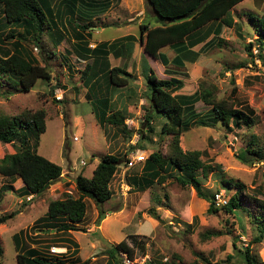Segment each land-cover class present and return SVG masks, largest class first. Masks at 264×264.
<instances>
[{
  "label": "rangeland",
  "instance_id": "1",
  "mask_svg": "<svg viewBox=\"0 0 264 264\" xmlns=\"http://www.w3.org/2000/svg\"><path fill=\"white\" fill-rule=\"evenodd\" d=\"M58 1L55 0V3ZM118 3L107 0L109 10L101 14V22L107 16L108 23L114 27L105 30V36L121 35L126 30L123 25L130 24L131 30L128 32H133L137 38L139 23L155 24L146 0H136L130 12L128 9H116ZM230 15L233 24L231 27H221L219 38L222 41L217 44L215 37L212 44H205L194 63H186L184 68L172 65L159 68L162 66L159 60L153 61L151 57L143 55V65L152 67L158 79L169 76L164 69L174 70L173 74L182 78L183 86L173 94L190 95L203 85L211 88L218 99H225L232 108L246 112L251 109L252 113L247 114L251 118L249 124L226 126L220 121L214 123L215 120L209 115L211 106L199 100L194 103L192 111L198 113L203 125L193 126L183 133L179 145L184 151H200L201 159L213 166L207 178L197 173L206 195H214V202L216 195L227 202L237 190L235 183L239 182L244 185L242 205L256 213L250 198L264 199V160L244 163L241 158L245 156L244 151L250 143L264 152V63L257 58L259 50L264 56V31L259 27V19L264 17V0H244L232 7ZM117 26L122 27L118 29ZM12 27L5 22L0 6V39L10 33ZM62 29L65 39L56 47L51 45L44 33V40L39 45L29 36L22 39L29 53L41 65L49 68L52 75L50 82L44 83L39 79L29 91L24 92L0 79V116L19 115L24 118L25 113L44 111L45 131L39 134L37 153L62 169L61 176L38 195L23 194L21 179L11 181L0 175V186L12 183L14 187L0 197V215L14 213L10 221L0 224V242L4 251L0 264H15L11 236L19 229L17 226L14 230H7L11 229L13 222L27 226L29 220L43 218L48 203L64 198L67 192L76 198V176L81 174L90 178L105 154H113L122 162L109 182L111 198L102 205L104 217L97 221L98 211L94 202L85 198V215L82 221L73 224L75 229L59 232L52 227L55 224L47 221L35 223L36 219L26 230L29 234L25 249L32 245L40 255L58 264H106L111 259L107 250L121 241H126L134 256L143 254L129 238L133 235L144 244V254L157 264H244L240 253L258 233L250 223L247 210H238L233 215L220 209L225 204L215 202L219 210L209 214L207 201L198 197L192 187L182 186L172 178L143 191L131 187L128 179L140 176L144 166V161H140L133 162L130 169L125 168L126 160L132 159L133 153L138 152L147 158L153 151L162 154L168 151L170 137L160 133L163 119L157 117L154 120L155 132L148 133L143 140L139 139V130L122 133L108 124L99 125L89 104L83 99L93 93V89L90 88L89 92L82 82V71L87 63L91 64L92 58L80 61L73 50L70 28ZM12 31H17L14 34L18 35L21 28L15 27ZM13 39L3 40L10 50ZM92 43L88 45L90 49ZM198 47L200 45L194 49ZM168 51L167 48L163 49L164 54L168 55ZM130 73L137 82L131 79L134 88L133 93H126L129 95L126 107H131L129 115L135 120V126L140 127L148 105L145 79L140 81L134 72ZM97 81L101 83L100 79ZM95 113L99 115L101 110ZM30 143L32 145L33 141ZM15 148L12 143L0 142V158L15 152ZM248 156L256 159L254 155ZM151 212L155 215L152 216ZM207 231L219 234L203 236ZM21 240L24 242V237ZM249 246L258 262L264 263V236L260 242L250 243ZM50 247L63 249L60 254H50ZM121 253L128 255L127 252Z\"/></svg>",
  "mask_w": 264,
  "mask_h": 264
},
{
  "label": "trees",
  "instance_id": "2",
  "mask_svg": "<svg viewBox=\"0 0 264 264\" xmlns=\"http://www.w3.org/2000/svg\"><path fill=\"white\" fill-rule=\"evenodd\" d=\"M242 1L244 0H146L153 12L155 24L143 23L139 25V40L144 52L154 58H160L165 65L166 59L159 51L165 46H170L177 53V58L173 62L174 65L182 66L184 61L194 62L205 44H212L215 37H217V44L222 41L219 38L221 27L232 26L233 19L230 10ZM78 4L83 6L86 14L89 11L90 16L92 12L96 13L98 9H104L108 6L107 0H59L56 3L55 0H0L5 22L10 26H14L11 28L12 30L15 27L21 28L18 35L14 34L17 31L11 30L10 33L0 39V79H4L8 86L24 92L29 91L39 79L44 83L50 82L52 75L49 68L46 65H41L29 53L22 44V39L29 36L34 43L39 45L44 40L42 34L47 33L53 46H57L63 38V33L58 27L59 24L62 27L67 26L70 28L76 40L73 50L79 57L87 58L89 55H94L106 48V45H97L94 49L88 47L86 37L82 34L87 30L88 24L78 23L74 19ZM259 27L264 31V17L259 19ZM1 35L0 33V37ZM210 35H212L211 39L204 42ZM6 38H14L10 43L11 50L3 44V40ZM201 42L204 43L199 50H192L194 46ZM259 42L260 45L263 44L261 40ZM114 47L115 44L112 43L110 48ZM249 47L250 44L246 46L247 49ZM260 52L262 50H259L257 58L264 63V56ZM96 64L97 62L93 61V65ZM93 65L87 64L82 71V80L86 82L87 86L92 84L93 76L96 74L94 71H91V75L88 74ZM123 71L116 67L108 71L107 77L113 86L122 87L127 85L128 79L120 76L121 72L125 73ZM128 76L132 78L131 75ZM144 79L148 105L145 107L144 118L138 129L140 131L139 139H146L148 133H154L153 122L157 117H161L163 122L160 126V133L164 134L163 136H169L170 141L168 151L165 154L160 151H153L149 154L144 161L142 173L140 176L128 179L129 184L133 189L143 191L152 185L164 183L168 178L175 179L182 186L192 187L198 197L209 203L207 212L214 214L219 210L214 204V195L208 196L203 192L200 179L197 176V173H199L201 177L207 178L213 170V166L201 159L200 151L182 150L179 145L180 137L183 133L189 131L191 127L203 125V121L198 119V113L192 111L194 103L199 100L211 106V114L209 113V115L210 118L212 117L215 120L214 123L220 121L226 126L229 124L235 126L249 124L251 118L247 114L252 113L251 109H247L249 110L247 112L234 109L228 105L225 99H218L211 88L209 89L203 85L199 86V91L190 95L173 94L183 86L182 81L174 77L158 79L151 69L144 76ZM88 91L90 92V88H88ZM93 106L94 112L101 110V114L95 113L101 124L106 123L122 133L133 132L124 124V120L127 118L125 112L103 109L102 107L106 108L105 106H107L105 99L98 98L97 103L95 105L93 103ZM25 115L24 118L19 115L0 116V142L4 144L12 143L16 147L15 152L7 153L0 158V175L10 178L11 181L17 178L21 179L23 194L38 195L61 176L62 169L60 165L37 153L36 145L39 134L45 131L44 111L25 113ZM30 141H33L32 145H30ZM244 152L245 156L241 158L244 163H251L252 160H264V152L261 148L254 146V143H250ZM248 155H254L256 159H252ZM121 162L119 157L113 154L103 155L92 171L90 178L81 174L76 176L74 188L77 197L73 198L71 193L67 192L64 198L51 200L48 203L46 215L39 220L37 219L35 223L38 221L50 222L55 224L52 227L59 232L75 229L73 224L82 221L85 215V198L94 202L98 211L97 221H100L104 217L102 205L111 198L110 179L118 170ZM235 185L236 192L220 209L233 215H236L238 210H247L250 223L258 231L250 243H258L264 236V199H256L251 196L253 207L256 209V213H252L242 205L241 195L244 185L239 182H236ZM13 189L12 183L2 184L0 186V197L5 191ZM13 214V212L1 214L0 224L11 219ZM151 214L152 216L155 215L154 212H151ZM218 234V232L207 231L203 236L212 237ZM21 235H23V232H18L12 236L15 246L18 244ZM24 235H27V233H24ZM129 238L133 240L135 245L139 246L144 254V244L136 240L133 235H130ZM74 244L76 243L74 242ZM249 244L240 253L244 264H264L258 262L256 257L252 255ZM121 251L127 252L130 257L134 256L126 241H121L107 250L108 257L111 259L106 264L119 262ZM2 253L3 248L0 242V256ZM16 264L58 263L48 260L35 249L28 248L24 252H17Z\"/></svg>",
  "mask_w": 264,
  "mask_h": 264
},
{
  "label": "crops",
  "instance_id": "3",
  "mask_svg": "<svg viewBox=\"0 0 264 264\" xmlns=\"http://www.w3.org/2000/svg\"><path fill=\"white\" fill-rule=\"evenodd\" d=\"M109 1H113V0H109ZM116 1L119 2L117 4V6L115 7L116 9L117 8H119V10L128 9V11L130 12V8L131 9L133 8L136 0L135 1H133V0H116ZM122 5H123V7H122ZM130 6H132V7H130ZM108 7L109 6H107L104 9H98L96 11V13L92 12V15L90 16L89 15L90 12L88 11V13L86 14V12H84V10H83V6H81V4H78V6L75 9V15H74V19L76 22L81 23V24L82 23L88 24L87 30L84 31L82 34L86 37V41L88 42V45L90 44L91 41H93V43L91 44L93 46V47H91L92 49H94L97 45H106L105 46L106 48L102 49L101 51H98V53H96L94 55H89L87 58L79 57L76 53V55H77L76 57H78V59L82 62H85L86 60L89 61V60H91V58H92V61H91L92 65H93V61L97 62L96 65H93V67H92L93 70L91 69L88 72V74H90V75L92 74L93 71L96 73L93 76L94 78H93L92 84H89V86H87L86 82H84V81H82V82L85 85L87 90H88V88L93 89V93L89 97L84 96L86 98H83V99H85L84 101H86L89 104L90 110L93 113L95 120H96V122L99 123V125H101V123L99 122L97 116L95 115V112L93 111V109H94L93 103L95 105V103H97V101H98V98L101 100L105 99L107 101V106H105L106 108L102 107L103 109H106L107 111H116V110L123 111V112H125L126 117H130L129 113L131 112V107H129V106L126 107V104L129 101V99H128L129 95L126 93H133L132 88H134V85L132 84L131 79L133 80V82L134 81L137 82L136 77L134 75H132L130 72H134V74L137 76V78L141 81V79H144V76L146 74H148L149 69L152 70V67L143 65V59H144L143 55L144 56L146 55L147 57H151L153 61L159 60L162 64V66H159V68H162L166 65L167 66L168 65L176 66V65H174L173 62H174V60H176L175 58H177L176 57L177 53H176L175 49L171 48L170 46H165V47L161 48L159 51L164 56V58L166 59L165 65L162 63L160 58H154L151 55L145 53L143 50V46L141 44V41L139 40L140 34L138 33V37L136 38V36L134 34H132L133 32H131V31L128 32V30H131L130 24H128L130 27L127 25H123V27H126L125 28L126 30L124 32H122L121 35H117V36L116 35H109V36L107 35V36H105V30H110L111 28H114L111 23H108L109 19L107 16H106V18L103 17L105 19L104 21L101 22V20H100L103 16L101 14L106 13L107 10H109ZM86 15H88V16H86ZM93 18L96 22L95 21L93 22ZM128 22H129V19H128ZM140 24H142V23H139V25ZM58 27L61 30V32L63 34H65L62 27L60 25ZM121 27L122 26H117L116 28L120 29ZM45 35L48 36L47 33L44 34V36ZM71 35H72V32H71ZM64 39H65V36H63V38H61L60 42ZM72 40H73L72 41L73 46L76 45V40L74 39L73 35H72ZM49 41H50L51 45H53V43L51 42L50 39H49ZM60 42L57 44V46L60 44ZM204 42H206V40ZM204 42H201L198 45H200V47H201ZM112 43L115 44L114 48H110V45ZM198 45L194 46L192 48V50H194V51L199 50L200 47H198L197 49H194ZM166 48L169 50L168 55L163 53V49H166ZM116 60H117V62H115ZM186 63H191V62L184 61L182 66H176V68H184L187 66ZM87 64H89V63H87ZM91 64H89V65H91ZM114 67L120 68L121 70L125 71V73L121 72L120 76L128 79L126 86L116 87L110 83L109 78L107 77V73L111 68H114ZM85 68H86V66H85ZM164 71H166L169 76L167 78H162V79H169V78L174 77L177 79L180 78L179 80L183 81L181 77L173 74L174 72H172V71H174V70L164 69ZM128 75H131L132 78L129 77ZM98 79L101 80V83L100 82L98 83V81H97ZM144 87L147 90L146 86H144ZM120 88H122V89H120ZM94 89H95V91H94ZM117 92H119V94H117ZM117 95L119 96L118 99H117ZM96 97H98V98L95 99ZM104 124L106 125V123H104ZM87 161H88V159H87ZM21 184H23V183H21ZM36 219H37V217L29 220V224L30 223L32 224ZM5 223H3V224H5ZM20 224L21 223L17 224L16 222H13V225H11L12 226L11 229H7L8 231L14 230L18 226V229H19L18 232H20V233L23 232V235H21L19 237L18 244H16L17 248L15 246V243L12 240L13 246H14V253H15L14 254L15 264H16L17 252H24L26 250L25 249L26 248V246H25L26 236L29 234L26 230H27V228L30 227V226L28 227L29 224L27 226H25L23 224H21L22 225L21 226ZM4 226L6 228L9 227L8 225H4ZM18 232H14L12 234V236ZM24 233H27V235H24ZM36 234L37 233H34L33 235H36ZM12 236H11V238H12ZM22 237H24V242L21 240ZM0 240H1V234H0ZM31 248H33L32 245L30 246V249ZM3 254H4V251H3Z\"/></svg>",
  "mask_w": 264,
  "mask_h": 264
},
{
  "label": "built area",
  "instance_id": "4",
  "mask_svg": "<svg viewBox=\"0 0 264 264\" xmlns=\"http://www.w3.org/2000/svg\"><path fill=\"white\" fill-rule=\"evenodd\" d=\"M56 98L61 99L60 97H56ZM124 123L127 126V128H133V127H136V129L138 128V126H135V120L133 118L125 119ZM134 135H135V137L138 138L137 134H134ZM144 158L145 157H143L142 154H139L138 152L133 153V158L128 160V162H126V164L124 166H125V168L130 169L131 168L130 166L133 164V162L134 163H136V162L140 163V161H143ZM81 163L84 164L83 161ZM215 202H217L218 204H219V202L226 204V201L225 200L222 201V199L219 197V195H216V201ZM62 249L63 248L50 247V254H60ZM115 264H155V263L152 262L149 255H147V254H140V255L130 257L129 255L122 254L120 252V261L115 263Z\"/></svg>",
  "mask_w": 264,
  "mask_h": 264
},
{
  "label": "clouds",
  "instance_id": "5",
  "mask_svg": "<svg viewBox=\"0 0 264 264\" xmlns=\"http://www.w3.org/2000/svg\"><path fill=\"white\" fill-rule=\"evenodd\" d=\"M55 97V96H54ZM127 118H132V117H127ZM126 118V119H127ZM143 118H144V115H143ZM125 121V120H124ZM125 124V123H124ZM128 129H132L133 130V128H128ZM138 129H139V127L135 130H133V133H135V132H137L138 131ZM140 132V131H139ZM139 136H140V133H139ZM136 150V149H135ZM147 158H145V160H146ZM145 160H143V161H145ZM91 161V160H90ZM144 163V162H143ZM117 172V171H116ZM116 174V173H115Z\"/></svg>",
  "mask_w": 264,
  "mask_h": 264
},
{
  "label": "water",
  "instance_id": "6",
  "mask_svg": "<svg viewBox=\"0 0 264 264\" xmlns=\"http://www.w3.org/2000/svg\"><path fill=\"white\" fill-rule=\"evenodd\" d=\"M88 161H90V159H88Z\"/></svg>",
  "mask_w": 264,
  "mask_h": 264
}]
</instances>
